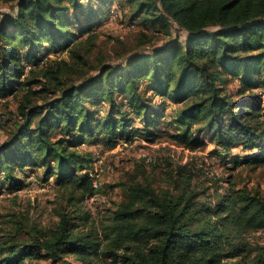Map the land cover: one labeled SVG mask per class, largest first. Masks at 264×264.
<instances>
[{"label": "trees", "instance_id": "1", "mask_svg": "<svg viewBox=\"0 0 264 264\" xmlns=\"http://www.w3.org/2000/svg\"><path fill=\"white\" fill-rule=\"evenodd\" d=\"M129 1L142 24L169 29L174 21L188 32L185 42L173 40L150 54L131 56L120 67L100 60L99 71L91 74L98 21L76 28L73 15L88 8L104 20L109 0H0L12 6L0 11V95L17 99L23 119L0 143L2 180L13 183L17 169L38 164L45 177L55 168L59 185L92 195L91 176L78 173L86 154L76 147L86 136L123 135L127 120L122 105L146 124L149 115L162 114L158 107L152 110L141 92L142 79L176 104L174 119L182 129L170 136L190 150L203 144L189 129L193 123L225 150L236 143L252 148L263 139L264 104L235 101L222 84L224 74L238 76L239 92L248 91L253 98L258 97L253 88L264 86V0ZM131 21L133 27L135 19ZM209 27L213 29L205 30ZM115 94L123 96V103ZM39 95H44L41 104ZM101 97L110 108L94 124L87 102ZM54 132L59 133L56 139ZM243 160H264V148ZM178 169L184 188L177 194L131 182L126 199L108 213L101 241L79 233L75 220L58 212L57 223L35 227L25 241H7L3 233L0 241L8 244L0 247V264H23L43 251L51 261L68 252L88 264H94L92 256L109 257L114 264H264V246H252L244 237L264 230V194L232 190L214 205L201 207L189 188L191 170L185 165Z\"/></svg>", "mask_w": 264, "mask_h": 264}, {"label": "rangeland", "instance_id": "2", "mask_svg": "<svg viewBox=\"0 0 264 264\" xmlns=\"http://www.w3.org/2000/svg\"><path fill=\"white\" fill-rule=\"evenodd\" d=\"M109 1L111 9L104 20H99L97 13L88 8L79 10L77 17L73 15L76 28L84 22L98 21L94 27L98 32L96 46L89 57L91 74L99 71L97 68L100 60L102 63L120 67L131 56L150 54L173 40L184 43L188 36V32L174 21H171L169 29L142 24L138 17H134L133 4L129 0ZM11 9L10 4L0 2V11ZM132 19H135L133 27ZM212 29L213 27H209L205 30ZM59 56H65V51ZM223 78L224 90L233 100L254 99L257 106L264 104L263 85L253 88L252 92L258 95L253 98L248 91L239 92L240 77L224 74ZM75 82H78V78H75ZM140 90L148 98L152 110L156 107L162 110L160 116L149 115V122L146 124L130 107L122 105L127 120V129L123 135L112 139L104 132L86 136L76 147L81 154H86V163L78 173H88L91 176L94 186L92 195L82 194L81 190L68 184L59 185L60 173L55 168L45 177L43 166L38 164L17 169L13 173L17 180L13 183L0 178V236L5 233L7 241H25L28 232L32 233L35 227L49 228L57 223L58 212H66L71 220H75L79 233H88L101 241V229L108 213L126 199L127 188L131 182L142 181L149 183L158 192L168 189L177 194L184 188L177 173L179 166L184 165L191 170L189 188L196 193V200L202 204L201 207L206 204L214 205L221 195L232 190H258L264 194V160H243L264 148V136L252 148L236 143L225 150L209 140L206 129L198 130L199 123H193L189 129L203 144L190 150L170 136L177 129H182L174 119L176 104L157 95L147 79L140 81ZM43 96L39 95L37 104L43 103ZM115 96L118 102L123 103L122 95ZM87 103L94 112V124L103 119L110 108L103 97L99 101L89 100ZM16 109L15 97L0 95V143L23 122ZM58 135L59 133L54 132L53 138L56 139ZM238 159L242 161L236 162ZM244 237L252 246H264V230L245 233ZM7 244L8 242L0 241L1 248ZM92 258L94 264H114L109 257ZM237 259L238 257L230 260ZM23 264L88 263L68 252H62L60 259L51 261L43 251L36 258L24 259Z\"/></svg>", "mask_w": 264, "mask_h": 264}]
</instances>
